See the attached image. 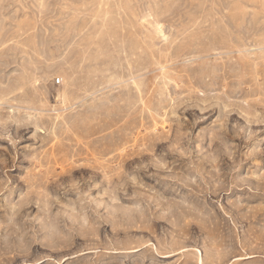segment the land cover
I'll return each mask as SVG.
<instances>
[{"label": "rangeland", "instance_id": "374dc122", "mask_svg": "<svg viewBox=\"0 0 264 264\" xmlns=\"http://www.w3.org/2000/svg\"><path fill=\"white\" fill-rule=\"evenodd\" d=\"M0 264H264V0H0Z\"/></svg>", "mask_w": 264, "mask_h": 264}]
</instances>
